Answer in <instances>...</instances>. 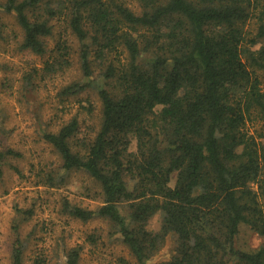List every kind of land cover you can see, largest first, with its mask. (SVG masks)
Returning a JSON list of instances; mask_svg holds the SVG:
<instances>
[{"label":"trees","instance_id":"trees-1","mask_svg":"<svg viewBox=\"0 0 264 264\" xmlns=\"http://www.w3.org/2000/svg\"><path fill=\"white\" fill-rule=\"evenodd\" d=\"M42 1L0 7L15 13L21 47L37 54L52 33L47 17L65 11L88 80L64 92L92 88L101 101L93 136H80L75 115L43 133L66 173L82 170L101 187L97 208L65 202L69 214L107 219L138 264L169 233L174 253L151 264H264V146L244 129L253 113L264 123V0H137L138 10L125 0H59L40 12ZM9 155L21 153L0 150V175ZM241 224L263 243L236 245ZM23 251L16 234L11 264H23ZM80 251L69 248L63 264H79Z\"/></svg>","mask_w":264,"mask_h":264},{"label":"rangeland","instance_id":"rangeland-1","mask_svg":"<svg viewBox=\"0 0 264 264\" xmlns=\"http://www.w3.org/2000/svg\"><path fill=\"white\" fill-rule=\"evenodd\" d=\"M58 1L43 0L37 11ZM125 2L138 10L137 0ZM63 12L47 17L52 33L43 38L44 53L37 54L21 47L23 30L15 13L0 7V150L12 148L21 153L2 162L0 264L12 263L16 234L24 243L23 264H37L38 260V264H63L66 251L73 246L81 247L79 264H138L107 219L82 220L65 209V202L97 208L102 201L101 187L82 170L66 173L60 167L59 154L43 137L74 115L79 118L80 136H93L101 120V101L95 89L68 97L64 92L67 84L84 83L88 78L80 66V44ZM247 25L253 28L251 23ZM60 46L64 47L61 51ZM101 73V67L94 64L93 78L100 81ZM262 80L264 85V76ZM88 103L91 111L86 109ZM244 129L264 146V123L256 113L246 119ZM130 149L135 150L133 140ZM261 152L264 159V149ZM260 200L264 204L262 197ZM160 220L159 212L153 214L148 227L157 230ZM235 243L250 249L263 243V238L241 224ZM174 245L175 238L169 233L147 264L169 259Z\"/></svg>","mask_w":264,"mask_h":264}]
</instances>
